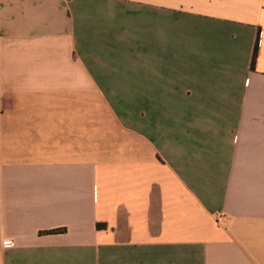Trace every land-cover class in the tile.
<instances>
[{"label":"crops","instance_id":"crops-1","mask_svg":"<svg viewBox=\"0 0 264 264\" xmlns=\"http://www.w3.org/2000/svg\"><path fill=\"white\" fill-rule=\"evenodd\" d=\"M0 264H264V0H0Z\"/></svg>","mask_w":264,"mask_h":264},{"label":"trees","instance_id":"trees-1","mask_svg":"<svg viewBox=\"0 0 264 264\" xmlns=\"http://www.w3.org/2000/svg\"><path fill=\"white\" fill-rule=\"evenodd\" d=\"M257 52H258V45H256V47H255L253 60H252V67H254V65H255ZM98 226L100 227L101 225H98ZM61 231H63V230L62 229H55V230L48 231V233H57V232H61Z\"/></svg>","mask_w":264,"mask_h":264},{"label":"built area","instance_id":"built-area-1","mask_svg":"<svg viewBox=\"0 0 264 264\" xmlns=\"http://www.w3.org/2000/svg\"><path fill=\"white\" fill-rule=\"evenodd\" d=\"M12 246H13V244H12V243H9V244H8V247H12Z\"/></svg>","mask_w":264,"mask_h":264}]
</instances>
